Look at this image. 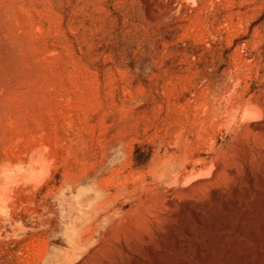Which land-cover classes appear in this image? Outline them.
<instances>
[{
  "label": "rangeland",
  "instance_id": "obj_1",
  "mask_svg": "<svg viewBox=\"0 0 264 264\" xmlns=\"http://www.w3.org/2000/svg\"><path fill=\"white\" fill-rule=\"evenodd\" d=\"M263 202L264 0H0V264H264Z\"/></svg>",
  "mask_w": 264,
  "mask_h": 264
},
{
  "label": "bare ground",
  "instance_id": "obj_2",
  "mask_svg": "<svg viewBox=\"0 0 264 264\" xmlns=\"http://www.w3.org/2000/svg\"><path fill=\"white\" fill-rule=\"evenodd\" d=\"M218 195H219V194H218ZM215 198H216V197H215ZM218 198H219V197H218ZM216 200H218V199H216ZM235 201H236V200H235ZM261 201H262V200H261ZM228 203H229V202H228ZM233 203H234V202H233ZM263 203H264V202H263ZM227 206H228V205H227ZM261 206H262V204H261ZM262 207H264V206H262ZM226 208H227V207H226ZM226 208H225V209H226ZM187 209H188V208H187ZM188 210H189V209H188ZM229 210H230V207H229ZM192 211H193V209H192ZM195 214H196V212H195ZM220 214H221V213H220ZM230 214H231V213H230ZM222 215H224V214H222ZM224 216H226V215H224ZM224 216H223V217H224ZM247 216H248V215H247ZM248 218H249V216H248ZM217 219H218V218H217ZM226 219H227V218H226ZM246 219H247V218H246ZM202 220H203V219H202ZM214 220H216V219H214ZM220 220H221V219H220ZM227 220H228V219H227ZM248 221H249V219H248ZM223 222H224V221H223ZM229 222H230V221H229ZM245 222H247V221L245 220ZM250 222H251V221H250ZM250 222H249L250 227H251V226H254V225H251ZM195 223H198V222H195ZM218 223H219V222H218ZM226 223H227V222H226ZM230 223H231V222H230ZM198 224H199V223H198ZM201 224H202V223H201ZM209 224H210V223H209ZM212 224H213V223H212ZM212 224H211V225H212ZM220 224H221V223H220ZM220 224H219V225H220ZM242 224H243V223H242ZM242 224H241V225H242ZM247 224H248V223H247ZM205 225H206L205 227H207V223H206ZM213 225H214V224H213ZM221 225H222V224H221ZM241 225H240V226H241ZM245 225H246V224H245ZM190 226H191V225H190ZM229 226H230V225H229ZM247 226H248V225H247ZM212 227H213V226H212ZM214 227H215V226H214ZM214 227H213V228H214ZM217 227H218V226H217ZM242 227L244 228L243 225H242ZM188 228H189V227H188ZM218 228H219V227H218ZM223 228H224V227H223ZM226 228H227V227H226ZM228 228H229V227H228ZM238 228H239V227H238ZM245 228H246V227H245ZM245 228H244V229H245ZM248 228H249V227H248ZM251 228H252V227H251ZM263 228H264V226H263ZM211 229H212V228H211ZM260 229H261V227H260ZM260 229H259V230H260ZM186 230H188V229H186ZM208 230H209V229H208ZM214 230H215V229H214ZM227 230H228V229H227ZM230 230H231V229H230ZM239 230H240V229H239ZM245 230H246V229H245ZM248 230H249V229H248ZM248 230H247V231H248ZM188 231H189V230H188ZM188 231H186V233H190V232H191V229H190V232H188ZM205 231H206V230H205ZM216 231H217V230H216ZM262 231H263V230H262ZM228 232H229V231H228ZM218 233H219V232H218ZM225 233H226V232H225ZM225 233H224L223 235H226V234H227V233H226V234H225ZM260 233H261V232H260ZM191 234H192V233H191ZM257 234H258V233H257ZM250 236H251V235H250ZM254 236H255V235H254ZM190 237H192V236H190ZM193 237H194V235H193ZM219 237H220V236H219ZM219 237H218V238H219ZM222 237H223V236H221V238H222ZM200 238H201V237H200ZM213 238H215V237H213ZM216 238H217V237H216ZM216 238H215V239H216ZM223 238H224V237H223ZM253 238H254V237H253ZM259 238H260V237H259ZM178 239H179V238H178ZM180 239H181V238H180ZM188 239H189V238H188ZM210 239H211V238H210ZM215 239H214V243H216V242H215ZM233 239H234V238H233ZM235 239H236V238H235ZM189 240H190V239H189ZM201 240H202V238H201ZM201 240H200V242H201ZM261 240H262V239H261ZM178 241H179V240H178ZM182 241H184V240H182ZM182 241H181V242H182ZM196 241L198 242V239H197ZM216 241H220V240L217 239ZM232 241H233V240H231L230 242H232ZM255 241H256V240H255ZM263 241H264V240H263ZM181 242H180V243H181ZM211 242H212V241H211ZM183 243H184V242H183ZM189 243H191V241H190ZM189 243H188V244H189ZM194 243H195V242H194ZM198 243H199V242H198ZM219 243H220V242H219ZM233 243H234V241H233ZM234 244H235V243H234ZM234 244H233V245H234ZM183 245H184V244H183ZM185 245H186V243H185ZM202 245H203V244H202ZM171 246H172V244H171ZM173 246H174V244H173ZM230 246H231V245H230ZM245 246H247V245H245ZM174 247H175V246H174ZM180 247H182V245H181ZM183 247H184V246H183ZM186 247H187V246H186ZM201 247H202V246L199 245V248H201ZM247 247H248V246H247ZM175 248H177V247H175ZM175 248H174V249H175ZM243 248H244V246H243ZM188 249H189V248H188ZM189 250H190V249H189ZM210 250H212V249H210ZM210 250H208L207 252H209ZM263 250H264V249H263ZM186 251H187V250H186ZM197 251H198V250H197ZM200 251H201V249H200ZM235 252H238V250H236ZM240 252H241V251H240ZM247 252H248V249H247ZM152 253H153V252H152ZM199 253H200V252H199ZM228 253H229V252H228ZM232 253H233V252H231V254H232ZM244 253H245V252H244ZM209 254H210V253H208V255H209ZM211 254H212V252H211ZM239 254H240V253H239ZM242 254H243V253H242ZM159 255H160V254H159ZM212 255H213V254H212ZM234 255H235V253H234ZM240 255H241V254H240ZM247 255H248V253H247ZM247 255L245 254V258L247 257ZM263 255H264V254H263ZM263 255H262V256H263ZM174 256H175V255H174ZM210 256H211V255H210ZM227 256H228V255H227ZM236 256H237V255H236ZM236 256H234V257H236ZM262 256H261V257H262ZM160 257H162V256H160ZM202 257H203V256H202ZM204 257H205V256H204ZM204 257H203V258H204ZM225 257H226V256H225ZM232 257H233V256H232ZM259 257H260V256H259ZM199 258H200V257H199ZM203 258H202V259H203ZM207 258H208V256H207ZM157 259H158V257H157ZM157 259H156V260H157ZM209 259H210V258H209ZM209 259H208V260H209ZM237 259H238V257H237ZM243 259H244V257H243ZM205 260H207V259L205 258ZM222 260H223V259H222ZM224 260H225V258H224ZM241 260H242V259H241ZM259 260H260V259H259ZM261 260H262V259H261ZM209 261H211V260H209ZM238 261L240 262V260H238ZM238 261H237V263H238ZM223 262H224V261H223ZM223 262H221V263H223ZM229 262H230V261H229ZM156 263H157V262H156ZM199 263H201V262H199ZM204 263H206V262H204ZM207 263H208V262H207ZM231 263H232V262H231ZM233 263H234V262H233ZM189 264H190V263H189ZM195 264H196V263H195ZM201 264H202V263H201ZM229 264H230V263H229ZM234 264H235V263H234Z\"/></svg>",
  "mask_w": 264,
  "mask_h": 264
}]
</instances>
